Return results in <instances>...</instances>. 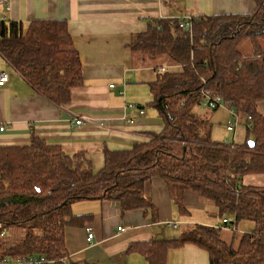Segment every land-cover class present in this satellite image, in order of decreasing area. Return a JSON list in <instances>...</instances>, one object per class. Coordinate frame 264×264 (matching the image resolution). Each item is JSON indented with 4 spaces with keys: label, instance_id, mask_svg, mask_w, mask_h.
<instances>
[{
    "label": "trees",
    "instance_id": "1",
    "mask_svg": "<svg viewBox=\"0 0 264 264\" xmlns=\"http://www.w3.org/2000/svg\"><path fill=\"white\" fill-rule=\"evenodd\" d=\"M253 1L248 12L191 16L189 29L177 19L152 20L132 36L131 50L155 68L148 103L164 128L129 150L107 149L101 170L84 153H66L35 134L27 144L0 145V256L65 264L66 227L91 216L75 214L74 203L112 200L122 211L145 209L152 206L145 183L158 176L181 213H187L185 193L195 192L216 207L224 225L195 224L175 239L132 243L127 253L166 264L169 249L192 243L209 253L210 264H264V184L245 182L247 175L264 174V115L258 110L264 100V0ZM0 55L59 105L83 80L81 55L65 19L37 18L27 25L0 20ZM211 95L221 98L213 110L224 106L233 116L227 130L243 119L244 142L212 139L209 119L193 109ZM244 219L255 223L253 230L231 241L221 237L223 227ZM11 228H24L20 241L8 240Z\"/></svg>",
    "mask_w": 264,
    "mask_h": 264
},
{
    "label": "crops",
    "instance_id": "2",
    "mask_svg": "<svg viewBox=\"0 0 264 264\" xmlns=\"http://www.w3.org/2000/svg\"><path fill=\"white\" fill-rule=\"evenodd\" d=\"M254 6L253 0H0V20L27 25L37 18L65 19L81 55L83 74L70 99L59 105L36 92L0 55V72L10 75L0 87V126H4L0 145L27 144L35 134L66 153H84L93 169L101 170L107 149L129 150L149 133L164 128L158 111L148 103L151 93L145 87L155 78V68L131 50L132 36L145 31L152 20L248 12ZM144 101L148 107L141 103ZM258 110L264 115V100ZM78 118L83 119L80 125L76 124ZM232 131L231 141L244 142L243 120ZM253 176L264 174L247 175L245 182L252 184L246 180ZM144 191L152 202L145 209L122 211L112 200L74 203L75 214L91 216L81 225L66 227L65 264H148L141 253L126 252L132 243L175 239L195 224L213 222L193 215V208L202 209L206 203L195 192L185 193L187 213L183 214L163 178L147 181ZM213 212L216 215V207ZM182 225L187 229L177 232ZM90 231L94 237L88 242ZM166 264H210V258L205 249L186 243L168 250Z\"/></svg>",
    "mask_w": 264,
    "mask_h": 264
},
{
    "label": "rangeland",
    "instance_id": "3",
    "mask_svg": "<svg viewBox=\"0 0 264 264\" xmlns=\"http://www.w3.org/2000/svg\"><path fill=\"white\" fill-rule=\"evenodd\" d=\"M242 49L244 51H249V49L243 45ZM138 57L142 59V55L138 54ZM169 62V60H167ZM161 62V61H160ZM167 62V63H168ZM147 87V91L149 93V88ZM146 91V88H145ZM147 100V99H146ZM144 106H147V103L141 102ZM148 107V106H147ZM194 111L199 114L202 118L209 119L211 128H212V139L215 141H231L233 138V131L227 130V125L229 124L230 121L233 120V116L231 115L230 111L228 108L224 106H220L216 110H213L212 108H209L206 104H196L193 107ZM243 120V119H242ZM248 179H251L250 181ZM247 182H251L252 184H259L263 185L264 184V177H259V176H253V178H247ZM206 201L204 208L198 209V208H193L191 211L193 215H195L197 218L200 220H211L213 221L212 223H209L210 225L213 226H223V218L213 215V209L214 205L207 200ZM214 206V207H213ZM228 219L231 218L227 216ZM232 222V221H231ZM231 224V223H229ZM234 227V228H233ZM231 228L229 227H223L222 232H221V237L226 239L227 241H231L233 236L238 237V233H243V232H248L254 229L255 223L251 220H241L236 224V226H233ZM187 228L182 225L180 229H178L177 232H182L185 231ZM24 228H11L9 231L6 232V237L10 242H18L23 238L24 235ZM177 234V233H176ZM3 238V236H2Z\"/></svg>",
    "mask_w": 264,
    "mask_h": 264
},
{
    "label": "built area",
    "instance_id": "4",
    "mask_svg": "<svg viewBox=\"0 0 264 264\" xmlns=\"http://www.w3.org/2000/svg\"><path fill=\"white\" fill-rule=\"evenodd\" d=\"M177 23L179 24L180 28L183 29H189L192 23L191 17L186 18H180L178 19ZM10 79V76L7 72L1 71L0 72V87L4 86ZM113 87L114 85H110ZM219 102H221V98L218 95H211L210 97H207L205 100V103L209 105V107L214 108ZM141 112H144L141 110ZM83 123L82 118H78L76 121V124L80 125ZM228 129H231V125L228 126ZM4 130V126H0V131ZM226 221V219H224ZM119 230H124L123 227H119ZM4 236V233L1 234ZM94 233L90 231L87 236L88 242H91L93 240ZM55 264L54 261L47 260L45 257H30V258H13V257H4L0 256V264Z\"/></svg>",
    "mask_w": 264,
    "mask_h": 264
},
{
    "label": "water",
    "instance_id": "5",
    "mask_svg": "<svg viewBox=\"0 0 264 264\" xmlns=\"http://www.w3.org/2000/svg\"><path fill=\"white\" fill-rule=\"evenodd\" d=\"M249 143H250L251 145H253V141H252V140H249Z\"/></svg>",
    "mask_w": 264,
    "mask_h": 264
}]
</instances>
